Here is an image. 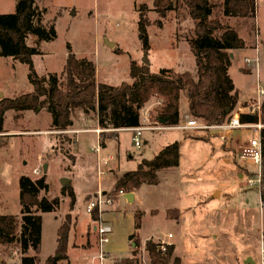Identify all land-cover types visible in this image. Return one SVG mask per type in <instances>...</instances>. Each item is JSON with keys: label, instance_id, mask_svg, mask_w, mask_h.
<instances>
[{"label": "rangeland", "instance_id": "1", "mask_svg": "<svg viewBox=\"0 0 264 264\" xmlns=\"http://www.w3.org/2000/svg\"><path fill=\"white\" fill-rule=\"evenodd\" d=\"M152 1L35 0L40 9L45 8L44 22H54L56 34L49 42H35L33 36L26 37V44L39 50L32 57L37 75L61 73L67 44L76 57H85L94 63L98 82L109 85L130 82L129 62L134 60L141 64L145 56L153 73L162 68L193 71L194 58L186 43L193 24L183 11L168 12L161 28L150 24L147 27L150 49L146 55L142 52L137 37V8L144 4L146 15L152 21L157 17ZM210 1L214 4L213 16L229 24L245 42L243 49L232 51L227 73L238 94L233 115L249 112L257 87L264 88V0H255V16L246 20L221 16L222 0ZM15 5L16 0H0V14L13 13ZM257 29L258 43L254 36ZM256 46L258 54L253 50ZM245 59L250 62L246 64ZM31 90L27 66L15 59L0 57V99L14 98ZM261 100L263 102L264 97ZM185 101L182 96L180 122L189 119L185 117L188 115L184 111ZM158 104V99L153 97L143 106L141 125L155 124L152 117ZM15 114L13 110L5 112L4 132L0 134V214L19 215L18 179L21 175L32 179L45 176L49 186L47 196L66 198L56 211L41 214L42 243L37 264H42L52 253L55 229L68 218L71 248H95V253L85 263L99 264L97 237L91 231L89 220L85 221L82 207L79 208L83 198L96 194L85 196L96 188L99 171L104 173L113 165L107 171L120 176L135 169L141 159L151 158L167 142L174 141L179 145L178 166L158 171L157 185L141 184L135 189L134 201L113 192V179H109L108 172L103 175L105 192L114 198L113 204L106 206L101 215L112 230L108 243L102 246L106 259L103 264H115L131 256V250H135L133 257L138 264H149L144 243L147 240L165 243L162 239L176 244L174 254L181 258L182 264H260L264 213L258 194V167L244 162L238 155L240 148L256 135L255 129L236 128L228 132L206 128L145 129L140 135V147L133 144L131 131H121L118 138L109 139L99 153L93 151L95 143L81 142V153L72 165L74 138L62 131L50 130V116L43 108L22 112L18 118ZM85 117L93 119L92 114ZM95 129L99 130L96 133L102 131L99 127ZM39 130L50 131L54 148L49 147L50 143L45 145ZM103 131L108 133L106 129ZM109 155L113 159L107 162ZM52 158L54 161H50ZM43 162H47L45 169ZM63 178L72 180L75 212L69 208L68 198L60 194L61 187L70 182L62 186ZM250 178L254 180L251 185L247 182ZM169 208H178L179 223L177 219L166 217ZM137 210L143 211L141 225L131 239ZM168 233L171 238H167ZM133 243H137V248L132 247ZM12 250L16 254L11 256ZM19 260L15 244L0 247V264H19Z\"/></svg>", "mask_w": 264, "mask_h": 264}, {"label": "trees", "instance_id": "2", "mask_svg": "<svg viewBox=\"0 0 264 264\" xmlns=\"http://www.w3.org/2000/svg\"><path fill=\"white\" fill-rule=\"evenodd\" d=\"M152 6L157 15L152 21L146 15L144 4L137 8V37L142 52L146 55L150 49L147 27L152 24L161 28L168 12L179 14L183 11L193 24L186 43L194 58V70L180 72L162 68L153 73L148 65L131 60L130 82L114 86L98 82L94 63L85 57H76L69 44L66 45L67 55L61 73L38 76L32 57L39 50L28 46L26 37L33 36L35 42L53 40L56 36L54 22H44L45 8L40 9L35 0H16L13 13L0 14V57L18 60L27 66V80L32 90L14 98L0 99V134L4 132L6 111L13 110L16 113L14 117L18 118L22 112L43 108L50 116V130H66L74 113L79 111L95 117L97 126L102 130L101 138L105 129L109 137H116L114 132L118 129L141 126L140 110L153 97L159 101L152 117L156 124L175 125L179 122L181 96L186 99L190 117L207 125L227 122L234 114L238 99L227 69L232 51L243 49L244 40L229 24L213 16L214 4L210 0H153ZM220 14L245 20L254 18L255 0H222ZM238 119L242 124H264V100L260 115L244 112L238 114ZM258 139L261 148L258 194L264 213V127L259 129ZM178 163L179 145L174 141L163 146L151 158L141 159L135 169L119 176L112 191L132 192L143 183L156 184L158 171L177 167ZM18 186L19 215L0 214V247L15 244L20 254L19 264H37L41 214L56 211L60 198L47 196L49 186L45 176L32 179L21 175ZM60 194L68 198V206L72 209L75 203L72 187H61ZM142 214L140 210L134 212L135 229L141 225ZM166 217L178 219L179 211L169 209ZM91 218H97L95 211ZM69 230L68 218L56 230V256L47 257L44 264H56L65 257ZM161 245L164 250H161ZM144 250L149 264H181L180 258L173 255V244L147 240ZM115 264L138 262L136 257H131L122 258Z\"/></svg>", "mask_w": 264, "mask_h": 264}, {"label": "built area", "instance_id": "3", "mask_svg": "<svg viewBox=\"0 0 264 264\" xmlns=\"http://www.w3.org/2000/svg\"><path fill=\"white\" fill-rule=\"evenodd\" d=\"M257 35L255 33V40L257 42ZM258 43V42H257ZM255 53L258 54V48L256 46L255 48ZM258 60V55H256L255 61L257 62ZM246 64H248L250 61L249 59H245ZM257 67V65H256ZM264 97V88L257 87L256 89V97L255 102L252 104V108H250L249 112L250 113H256L260 115V107H261V98ZM256 109V111H255ZM186 121H181L175 125H159V124H154V125H141L139 127H134L132 128L133 135L131 137V140L133 141V144L136 147H140V135H142V131L145 129L149 130H168V129H181V130H186L189 128H206V129H217L219 131H230L232 129L236 128H253L257 131L256 135L248 141L247 144H245L243 147L240 148V151L238 152V155L240 158L246 162V163H251L255 166L258 167V172H257V182L259 183V173H260V162H261V148H260V142L258 139V131L260 128L264 127V124L257 122L256 124H242L239 119L238 115H233L227 122H224L219 125H207L205 123H197L196 119L191 118L189 115H185ZM96 131H99L98 129ZM225 133V132H224ZM96 152H98V148L95 149ZM37 172V170H35ZM248 184L251 185L254 183V180L252 178L248 179ZM127 192L123 190H118L116 194H120L125 196ZM114 198H112L109 193L106 192H101L98 191L95 195L91 196L85 203L84 211L87 213L89 216L92 215V213L95 211L97 214V218L94 220V228L93 232L97 237V242H98V250H99V255H98V260L99 264H103L105 262V257H104V251L102 249V246L109 241V234L111 233V227L101 219V215L105 209V207L110 206L113 204ZM170 236V235H168ZM163 244V243H162ZM161 250H164L163 245H161ZM106 253V252H105ZM16 251L12 250L11 256L15 255ZM260 259L261 262L260 264H264V242H261L260 244ZM89 264V263H86ZM94 264V263H93Z\"/></svg>", "mask_w": 264, "mask_h": 264}, {"label": "crops", "instance_id": "4", "mask_svg": "<svg viewBox=\"0 0 264 264\" xmlns=\"http://www.w3.org/2000/svg\"><path fill=\"white\" fill-rule=\"evenodd\" d=\"M257 32V33H256ZM255 33H256V35H258V33H259V29H257L256 31H255ZM255 36V35H254ZM257 41H258V39H259V37L257 36ZM258 48V47H257ZM254 51H255V49H253ZM259 50V49H258ZM182 97V96H181ZM181 97H180V99H181ZM253 98V97H252ZM185 112H187V102L185 101ZM179 113H180V100H179ZM74 115H75V113H74ZM72 116V119H71V122H70V125H69V127L66 129V130H64V131H62V133H64V134H68V135H71L73 138H74V142H72V145H73V150H72V153L74 154V156H75V158H74V163L72 164V165H74L75 164V162L78 160L77 158H78V155L81 153L80 151H81V146H80V144H81V142H88V143H90V144H92L93 145V143H95V146H94V148H93V151H95L96 152V148H98V152H96V153H99V152H101V150L102 149H104L105 148V145H106V143L108 142V140L109 139H117L118 138V134L121 132V131H131L132 133H133V131H132V128H125V129H118V130H116L114 133L115 134H117L116 135V137H109L108 136V133L106 134V132H103L104 133V137L103 138H101V136H100V133H101V131L99 132V133H96L97 131H96V129L95 128H98V126H97V122H96V120H95V117L93 116V119H89V120H87L86 119V115H84L83 113H81V112H79V111H77L76 112V117L75 116ZM88 122H92L90 125L89 124H87ZM156 124V123H155ZM154 130V129H153ZM164 130V129H163ZM38 133L40 134V135H42V136H44L43 138H44V142H45V145L46 144H48V143H50L51 145L49 146L50 148H54V145H52V135L50 134V131H44V130H39L38 131ZM44 133H47V134H44ZM48 133H49V135H48ZM100 140H101V142H100ZM169 143H171V142H167V144H169ZM166 145V144H165ZM164 145V146H165ZM163 146H161L160 147V149L162 148ZM159 149V150H160ZM53 151V150H52ZM158 151V150H157ZM112 159H113V157L111 156V155H109V157L107 158V162H110V161H112ZM99 160V159H98ZM50 161H54V158H52V159H50ZM59 161L61 162V163H63V161H62V159H59ZM45 163H47V162H43L42 163V167H43V169H45ZM48 164L50 165V162H48ZM98 164H99V161H98ZM113 166V165H112ZM111 166V167H112ZM47 167H48V165H47ZM72 167V166H71ZM110 167V168H111ZM110 168H108V169H105L104 170V173L102 172V171H99L100 173H98V177H99V179H98V184L96 185V188L94 189V190H90L89 191V193L88 194H86L85 196H87V195H93V194H95V193H97L98 191H101V192H105V188L103 187V185H102V181H103V177H105V176H103L104 174H105V172H108L107 170H109ZM156 175H157V183L156 184H151V185H157L158 184V181H159V179H158V172L156 173ZM121 176V175H120ZM108 177H109V179H113L112 180V182H111V185L113 186V184H114V182H115V180L119 177V176H115L114 174L112 175L111 174V172H108ZM69 185L72 187V189H73V191H74V194H75V203H74V206H73V212H75V205H76V193H75V189H74V186H73V183H72V180H70L69 179ZM105 182H106V180H104ZM110 181V180H109ZM132 193V200L131 201H134V198H135V190L134 191H132L131 192ZM217 195H219V193H217ZM84 196V197H85ZM65 199L66 198H61L60 199V202L61 201H65ZM130 201V202H131ZM85 203H86V201H85V199L83 198V203H82V206H79V208L80 207H82V212L86 215V218H85V221H86V219H88L89 220V222H90V224H91V231L93 232V228H94V220L91 218V216H89L87 213H85V211H84V207H85ZM169 209H171V208H169ZM168 209V210H169ZM172 209H177L178 210V208H172ZM179 211V210H178ZM77 212V211H76ZM154 213H156V212H151V214H154ZM180 214V213H179ZM78 220H79V217H78ZM179 220H180V215H179V217H178V219H177V222L179 223ZM84 221V222H85ZM105 221V220H104ZM84 224V223H83ZM60 225V224H59ZM58 225V226H59ZM57 228L58 227H56V229H55V235H54V247H53V250H52V253L51 254H49L48 256H46L45 257V259L47 258V257H50V256H54L55 255V248H56V230H57ZM135 229V228H134ZM137 229H139V228H137ZM137 229H135L134 230V232H133V236H132V238L131 239H133L134 238V236H135V234H136V231H137ZM94 233V232H93ZM168 235H170V233H168L167 234V238H171L172 236L170 235V236H168ZM70 236H71V234H69V236H68V241H67V249H66V254H65V257L64 258H62V259H60V260H58L57 262H56V264H86L85 262L86 261H88L89 260V257H91V255L93 254V253H95V248H92V249H88V250H76V249H74V248H71V245H70ZM162 241L163 242H165V243H167V244H173V246H174V250H173V255L174 256H176L175 254H174V251H175V247H176V244L175 243H173L172 241H169V240H164V239H162ZM129 242V241H128ZM41 243H42V229H41V235H40V246H41ZM132 247H135V248H137V243H133V245H132ZM40 248V247H39ZM133 249V248H132ZM134 251L135 250H131V256H129V257H123V258H131V257H133L134 255H133V253H134ZM145 251V250H144ZM109 255V254H108ZM177 257H179V256H177ZM180 258V257H179ZM45 259H43L42 260V264L44 263V261H45ZM180 261H181V264H182V260H181V258H180ZM250 261V260H249Z\"/></svg>", "mask_w": 264, "mask_h": 264}, {"label": "water", "instance_id": "5", "mask_svg": "<svg viewBox=\"0 0 264 264\" xmlns=\"http://www.w3.org/2000/svg\"><path fill=\"white\" fill-rule=\"evenodd\" d=\"M106 43L109 45V46H112V44L111 43H109L108 41H106ZM142 63L143 64H145V65H149V63H148V60L146 59V56L143 58V60H142ZM162 122V121H161ZM68 179H61L60 180V184L62 185V186H64L66 183H68ZM126 199H127V201H131L132 200V193L131 192H127L126 194H125V196H124ZM56 256V255H55Z\"/></svg>", "mask_w": 264, "mask_h": 264}]
</instances>
